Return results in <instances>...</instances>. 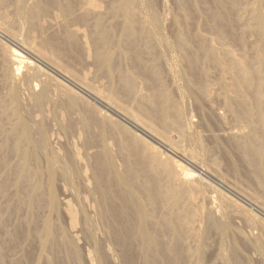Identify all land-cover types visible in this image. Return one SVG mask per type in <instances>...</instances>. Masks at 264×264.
Here are the masks:
<instances>
[{
	"label": "bare ground",
	"instance_id": "1",
	"mask_svg": "<svg viewBox=\"0 0 264 264\" xmlns=\"http://www.w3.org/2000/svg\"><path fill=\"white\" fill-rule=\"evenodd\" d=\"M173 2L177 12L168 18L156 0H0V264L18 246L23 251L13 264H110L112 244H98L100 223L120 264H133L135 254L142 264H204L206 236L213 230L223 242L226 206L234 201L202 175L227 181L215 160L203 158L204 136L184 109L187 97L220 101L230 114L234 126L225 140L240 163L230 147L224 157L255 191L232 184L264 211V0ZM199 14L208 34L197 30ZM167 21L175 28L169 39ZM51 121L78 139L71 148L67 142L65 157L51 144ZM94 142L99 150L82 170L80 153ZM86 173L96 217L78 189ZM20 213V223L8 226ZM80 238L91 248L82 249ZM220 246L221 263L247 261L237 248L225 254Z\"/></svg>",
	"mask_w": 264,
	"mask_h": 264
},
{
	"label": "rangeland",
	"instance_id": "2",
	"mask_svg": "<svg viewBox=\"0 0 264 264\" xmlns=\"http://www.w3.org/2000/svg\"><path fill=\"white\" fill-rule=\"evenodd\" d=\"M157 1V6L159 7H157L158 8V11H159V13L160 14H162L164 11V14H163V16H167V14H169V15H171L170 17H169V15L167 16L168 18H171L172 17V15H175L176 14V12H177V8H176V5H175V2H173V0H156ZM163 2H165V3H163ZM165 4V5H164ZM164 5V6H163ZM166 6V7H165ZM165 8H167L168 10L169 9H171V10H169L170 12L168 13V10L167 9H165ZM164 9V10H163ZM176 10V11H175ZM162 12V13H161ZM172 12H173V14H172ZM175 13V14H174ZM201 14V13H200ZM200 14H199V16H200ZM201 16H202V14H201ZM201 16L200 17H198V15L196 16V19H195V22H197L196 24H198V23H201L202 21H200V22H198L200 19H202L203 20V18H201ZM198 17V18H197ZM167 18V19H168ZM169 20V19H168ZM169 21H167V23H168ZM200 25L201 24H198L197 25V27H199V28H197V30L198 31H200V29H201V32L203 31V33H205V34H208L207 33V31H206V29H205V27L203 26H201L200 27ZM166 26H168L169 27V29H167V27ZM166 29H164V34H168L166 37H168V39L169 38H172L173 37V34H174V32H175V28H174V26L172 25V24H166ZM172 28V29H171ZM195 28V26L192 28V29H194ZM203 29V30H202ZM172 32V33H171ZM172 36V37H171ZM0 40H2V41H5L2 37H1V34H0ZM170 40H172V39H170ZM8 43V42H7ZM9 45H14L13 43L11 44V43H8ZM19 46V45H18ZM88 67L90 68V69H92L93 68V66L92 65H88ZM54 75V74H53ZM213 76L215 77V75L213 74ZM167 83L169 84V85H171L170 84V82L167 80ZM66 84H68L69 86H71L69 83H66ZM72 87V86H71ZM76 90V89H75ZM80 94H82V93H80ZM82 96H86V95H84V94H82ZM87 97V96H86ZM85 97V98H86ZM188 98V99H187ZM186 99H187V101H186V99L184 100V105H185V107H184V109H185V111L187 112V115L189 116H192V119L194 120V127H195V129L196 130H198V132H200L203 136H204V139H203V145H204V148H203V158H204V160H209V159H212V160H215L217 163V168H219V172H220V174H222V175H224L223 177L225 178L226 177V179L225 180H227V181H224V180H218V179H216V178H214V177H212V176H210V175H208V174H206V173H204V174H202L203 175V177H204V179H208V182L209 183H211V185H213L215 188H217V189H219L220 191H222L223 192V194H225L226 196H228V197H230L231 199H233L232 201H234L231 205H229L230 207H229V211H228V206H226V208H227V210H226V212H227V214L229 215V213H230V215L229 216H231V217H228V220H229V223H230V230L228 231V233H227V235L225 236V238H224V240H223V242H224V245H223V242L221 243L219 240H220V237H219V235H218V233L217 232H215V231H213V230H211L210 231V234H207V236H206V239H205V241H204V247H205V245H206V249H205V254H204V264H223V263H221L222 261L220 260V259H217L218 257H216L217 255V251H218V247L220 246V244H221V246L223 247V249L222 250H224L225 251V254H229V252L231 251V249H232V247H235V248H237V250H238V252L241 254L240 255V257L242 258V260H244V262H245V264H264V262L262 261V257H261V251L264 249V211L262 210V209H260L259 207H257L256 205H254V204H252L250 201H248V200H246V198H243L241 195H239L238 193H236L237 192V190L234 188V185L232 184V183H237L240 187H242V189H244V190H246L247 192H252V191H255V189L253 190V189H251L250 187L251 186H253V185H251L250 183L248 184V185H246V182H249V180L248 181H246V182H240L236 177V175L233 173V171H232V169H231V166L229 165V163L227 162V160H226V158L224 157V153L223 152H225V150H226V152L229 150V154H230V152H231V156H233V158L237 161V162H239L240 161V158H239V156L238 155H236V153H235V151L232 149V147H230V145L228 144V142H227V140H225L226 139V137H225V135L228 133V132H231L232 131V129H233V122H231L232 121V119H231V117H230V114H228L227 112H225L224 110H222V108H223V106H222V104H221V102L219 101V102H217V100H214L213 102H215V103H213V102H207V101H205V100H203V99H201L200 97H198L197 98V96L195 97V98H192V99H190L189 97H187ZM86 99H88V101L89 102H91L92 100L91 99H89L88 97L86 98ZM198 99V101H199V103H198V101H196ZM201 100V101H200ZM192 101V102H191ZM91 103H94L93 101L91 102ZM204 103V104H203ZM209 103H211V105L209 104ZM219 103H220V105H219ZM213 104H215V105H213ZM183 105V106H184ZM215 106V107H214ZM212 108H213V110H212ZM221 111H223V112H225V113H223V112H221ZM71 112H73V113H71L70 114V116L72 117V119H76L77 118V116H78V114L76 115V113H77V111H71ZM224 114V120L226 119V117H227V119L225 120V121H223V122H221V121H219L218 120V118H216L217 116V114ZM73 115V116H72ZM75 115V116H74ZM230 118V119H229ZM197 122H196V121ZM218 120V121H217ZM217 121V122H216ZM221 122V123H220ZM224 122H227V123H224ZM223 125H225V126H223ZM233 125V126H232ZM229 126V127H228ZM231 127V128H230ZM52 128V129H51ZM57 127L54 125H52V121L50 122V129H49V131H50V136L54 139H52L51 137V144H52V146L54 145H57V146H55V148H60V150L62 149L61 148V146L63 147V149L59 152L61 155L63 154V153H65L66 155H68L69 153H70V148L72 147V145H71V143H73V141H75V139H76V143L78 144V139L76 138V134H73L74 135V137L72 136V133H67V135H65V133L64 132H62L60 129H57ZM228 129H229V131H228ZM231 129V130H230ZM234 130H236V127L234 128ZM233 130V131H234ZM52 131V132H51ZM223 131V132H222ZM54 132V133H53ZM60 132V133H59ZM224 132H227V133H224ZM52 133V134H51ZM56 133V134H55ZM59 133V134H58ZM61 133H64V134H61ZM137 133H139V132H137ZM215 133H216V135L218 134V136L221 138V145H216V141H214L213 140V135L212 134H214L215 135ZM220 133V134H219ZM58 134V135H57ZM68 134H71V136L70 135H68ZM140 134V133H139ZM224 134V135H223ZM52 135H54V136H52ZM61 135V136H60ZM63 135V136H62ZM65 135V136H64ZM142 135V134H141ZM223 135V136H222ZM56 136H58V137H56ZM211 136V137H210ZM66 137V138H65ZM143 137H144V139H146V141L147 142H149V143H151V144H153L154 146H156V147H158V149L160 150L161 149V152L162 153H165L166 155H170L171 157H173L174 159H176V160H178L180 163H182L186 168L188 167V169L190 168V169H192V170H194V166L192 165V163L190 162V161H188L187 159H182V158H179L178 156H175L176 154H172L171 152H168L164 147H162V146H160V145H158V144H156V143H154L151 139H149V138H147V137H145L144 135H143ZM55 138L56 139H58V138H60V142L57 140H55ZM68 138V139H67ZM75 138V139H74ZM224 138V139H223ZM69 140V141H67V140ZM72 139H73V141H72ZM223 139V140H222ZM53 140V141H52ZM64 140V141H63ZM72 142H71V141ZM112 140H114V138L112 137ZM56 141V142H55ZM67 142H70V148L68 147H66V145H68L69 146V143L67 144ZM114 142V141H113ZM225 144H224V143ZM56 143V144H55ZM58 143H60V144H58ZM66 143V144H65ZM98 143V144H97ZM223 144V145H222ZM227 144V145H226ZM64 145V146H63ZM99 142H94V144H93V146H92V148H90V149H88V153H87V151H86V153L84 152V151H81V153H80V155H81V158L82 159H80V163H79V166H80V164H81V166H80V169H85V164L84 163H86L85 161H88L89 162V164L92 162L91 161V159H90V161L88 160L89 159V157L91 158V156L95 153V150H96V152H97V150H99ZM226 145V146H225ZM53 146V147H54ZM95 147V148H94ZM227 147H230L229 149L227 148ZM228 150H227V149ZM66 149H68V150H66ZM70 149V150H69ZM92 149V150H91ZM223 149H225V150H223ZM59 150V149H58ZM232 150H233V152H232ZM64 151V152H63ZM90 151V152H89ZM92 153V154H91ZM235 153V154H234ZM65 154H63V156L65 155ZM85 156V159H84V156ZM121 154V153H120ZM120 154L118 153L117 154V156H118V162L119 163H122L125 159H124V155L123 154H121L122 155V158H120L121 156H120ZM65 155V156H66ZM91 155V156H90ZM64 156V157H65ZM83 156V157H82ZM86 156H88V157H86ZM120 156V157H119ZM9 157H11V156H7V158H9ZM87 158V159H86ZM10 159V158H9ZM14 158H12V160H13ZM81 160H83V161H81ZM122 162H121V161ZM87 162V163H88ZM240 163V162H239ZM83 165V166H82ZM91 165V164H90ZM122 166H123V163L121 164ZM84 167V168H83ZM88 172V171H87ZM88 173H86V175H87ZM208 175V176H207ZM86 177H88V175L86 176ZM211 177V178H210ZM58 178H60L61 179V177H58ZM84 178V177H83ZM60 179H58V181L56 182V186H57V190H58V194L60 195L59 197H60V199H62L63 197H64V195H62L61 194V190H62V185H60V184H58V183H61V184H64L63 183V181L62 180H60ZM87 180H89V182L87 181ZM60 181H62V182H60ZM77 181H79V182H77ZM77 184L78 183H80V184H78L79 186H83L82 188L81 187H79L78 186V189H79V191L81 192L79 195L82 197V198H88V201H87V199H86V205H87V208L89 209L90 207H88V206H90V203H91V200L89 201V199H91L90 198V196H87L88 195V190H89V188H88V186L90 185V188L92 187V180L90 179V177H88V178H84V180L83 179H81V178H78L77 179ZM91 181V182H90ZM232 181V182H231ZM82 182H83V184H82ZM84 182H85V184H84ZM86 182H88V186L86 185L87 183ZM90 183V184H89ZM231 184H232V186H231ZM60 185V186H59ZM251 185V186H250ZM59 186V187H58ZM86 186H87V188L88 189H86ZM249 186V187H248ZM231 187V188H230ZM84 188V189H83ZM253 188H254V186H253ZM59 189H61V190H59ZM86 189V190H85ZM234 189L236 190V191H234ZM82 190V191H81ZM86 192V193H85ZM85 195H84V194ZM67 196H69V197H65V199H68V200H71V203H73L75 200L73 199L74 197H72V196H70V193H67ZM85 196V197H84ZM74 201H73V200ZM73 201V202H72ZM89 204H88V203ZM76 203V202H75ZM74 204V203H73ZM233 204H234V206H233ZM235 204H238L237 205V207H236V205ZM239 207V209H238V211H236V209ZM242 209V210H241ZM90 210L92 211V209L90 208ZM90 210H88V213L90 212ZM234 210V211H233ZM239 211H241V212H239ZM229 212V213H228ZM235 212V213H234ZM93 213V211L92 212H90L89 214L90 215H92L93 217L96 215V214H92ZM241 213V214H240ZM21 214V213H20ZM20 214H19V216H18V218H19V220H18V218H17V216L15 217L16 218V224H15V218H14V216L12 217V218H10V220H9V222H8V226H12L13 224H14V227H15V225H17V222L18 223H20V221L22 220V218H23V216H22V214H21V218H20ZM227 215V216H228ZM96 217V216H95ZM233 217V218H232ZM21 219V220H20ZM64 219V218H63ZM12 220V221H11ZM18 220V221H17ZM65 220V219H64ZM63 220V221H64ZM245 220V221H244ZM249 220V221H248ZM233 221V222H232ZM11 222H13V223H11ZM64 222H66V221H64ZM249 222V223H248ZM100 222L99 221H97V224H99ZM251 223V224H250ZM10 224H12V225H10ZM231 224H232V226H231ZM253 224V225H252ZM102 224L100 223V225H98V228L100 229V231H101V229H102V227H100ZM247 225V226H246ZM236 226V227H235ZM248 226H250V227H248ZM255 226V227H254ZM14 227L12 228V227H8V228H12V230L14 229ZM103 227H104V225H103ZM253 229H252V228ZM262 227V228H261ZM254 229H256V230H254ZM10 230V229H9ZM98 230V229H97ZM105 229H102V233L100 232V235H99V232H96V234H97V236H98V238H97V236H96V241H97V239H98V241H100L101 239H103V240H101L99 243H98V241H97V243L100 245V243L101 242H103V244L104 245H106V246H104L102 243V247H105V248H111L112 247V249L110 250L109 249V252L110 253H112L111 255H112V258H111V260H110V262L113 264H120V260L117 258V260H116V258L115 257H117L115 254H120V251H118L119 249L117 248L118 246H116L115 244H113V243H111L112 241H111V239H110V236L108 235V234H106L105 235V231H104ZM251 230V231H250ZM253 230V231H252ZM258 231V232H257ZM242 232V233H241ZM250 232V233H249ZM107 233V232H106ZM254 233V234H253ZM258 233H259V235H258ZM252 234H253V236H252ZM240 235V236H239ZM242 235V236H241ZM247 235V236H246ZM249 235V236H248ZM254 235H256V236H263V240H259L260 241V245L259 246H261V242H262V246L261 247H263V249L261 248V247H256V243H255V241H254ZM260 236V238H262ZM1 237L3 238H6V236H4V234L3 233H1ZM104 237V238H103ZM109 237V238H108ZM209 237V239L207 240V238ZM215 237V238H214ZM248 237V238H247ZM249 237H250V240H249ZM3 238V239H4ZM83 241H82V240ZM108 239H109V241H108ZM244 239V240H243ZM207 240V241H206ZM246 240V241H245ZM248 240V241H247ZM80 246L81 247H83L82 249H84V250H86V248L88 249H90L91 248V246H92V244H91V242H87L86 243V241L83 239V238H80ZM85 241V242H84ZM249 242V243H248ZM251 242H253V244L251 243ZM91 244V246H90V244ZM22 244V243H21ZM87 244H89V245H87ZM108 244V245H107ZM111 245V247H110V245ZM219 244V245H218ZM250 244V245H249ZM115 245V246H114ZM136 246L137 245H134V249L136 248ZM220 246V247H221ZM18 248V249H17ZM17 248H15V249H12V250H9L8 252H7V254H6V256H8V257H6L5 256V261H3V263L2 264H11V261H12V264L16 261V260H18V259H20V258H18L19 256H20V254H21V252L23 251L21 248L22 247H20V246H18ZM20 248V249H19ZM218 248V249H217ZM228 251V250H230V251H226V250ZM19 251V252H14V251ZM22 250V251H21ZM32 250L34 251V253H35V246H33V248H32ZM12 251H13V253H12ZM11 252V253H10ZM119 252V253H118ZM14 253H15V255H14ZM9 254V255H8ZM46 254H48V255H50L51 253L48 251ZM113 254H114V256H113ZM18 256L17 258L15 257V256ZM134 256H136V257H134L135 259L134 260H136V261H134V263L133 264H142L141 263V258H140V256L138 257V254H135ZM21 257V256H20ZM118 257H119V255H118ZM8 258V259H7ZM12 258H16V259H12ZM244 258V259H243ZM7 259V260H6ZM9 259H11V260H9ZM114 259H115V262H114ZM139 259H140V261H139ZM13 260H15V261H13ZM250 260V261H249ZM10 261V262H9ZM20 261H22V264H26L25 262H24V260H20ZM113 261V262H112ZM221 261V262H220ZM117 262V263H116ZM136 262V263H135ZM110 263V264H111ZM19 264H21V262H19ZM28 264V263H27ZM225 264V263H224ZM229 264H231V263H229Z\"/></svg>",
	"mask_w": 264,
	"mask_h": 264
}]
</instances>
